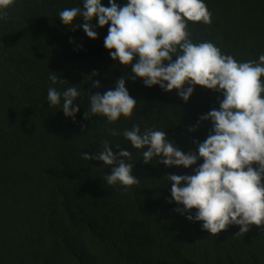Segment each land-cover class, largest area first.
<instances>
[{"label": "trees", "instance_id": "16d2710c", "mask_svg": "<svg viewBox=\"0 0 264 264\" xmlns=\"http://www.w3.org/2000/svg\"><path fill=\"white\" fill-rule=\"evenodd\" d=\"M101 2L109 6V0ZM204 2L212 22L189 21L191 41L212 42L237 62H258L264 52V0ZM83 3L14 0L7 18L0 19V264H264V225L237 235L240 226L232 224L212 235L203 221L177 211L184 206L172 200L166 175H193L203 158L187 168L166 166L159 157L144 163L147 146L136 149L123 135L134 124L141 133L152 130L145 118L165 115L178 125L162 126L167 138L198 155L195 141L204 142L213 127L200 117L219 109L222 92L196 85L185 102L177 89L127 79L134 75L131 65L113 60L114 49L104 46L109 25L99 27L93 18L98 36L92 39L79 27L82 17L71 25L60 20L62 10ZM116 3L122 7L127 0ZM53 74L55 84L49 79ZM121 77L137 101L132 116L109 122L92 114L89 96L115 90ZM93 81L101 86L93 87ZM49 87L61 93L77 88L80 111L74 119L65 116L63 97L60 105L50 106ZM104 141L114 153L132 152L128 162L139 183L127 190L109 185L104 177L112 166L82 158L83 152L103 151Z\"/></svg>", "mask_w": 264, "mask_h": 264}, {"label": "clouds", "instance_id": "9594fccd", "mask_svg": "<svg viewBox=\"0 0 264 264\" xmlns=\"http://www.w3.org/2000/svg\"><path fill=\"white\" fill-rule=\"evenodd\" d=\"M13 3L14 0H0V19L7 18V9ZM59 16L65 25L82 17L79 27L92 39L98 36L93 30L97 25L91 23L93 18L98 19L99 27L109 25L104 46L114 49L110 51L113 60L131 65L134 75L127 79L140 77L148 87L177 89L185 102L196 85L222 92L219 109L213 108L200 117L201 121L211 120L213 127L204 142L195 141L198 155L176 147L165 131L147 129L141 133L140 126L134 124L123 135L136 149L147 146L144 163L159 157L166 166L187 168L203 158L193 175L166 176L172 182V200L184 206L177 211L188 212L189 220L203 221L202 228L208 233L216 235L235 224L240 226L236 234L243 235L253 224L264 225V54L258 62H237L212 42L193 43L188 22H212L204 0H127L122 7L116 0H109V6L101 0H84L83 8H66ZM49 79L55 84L58 77L53 74ZM125 81V77L118 78L115 90L90 95L91 113L102 114L109 122L121 115L131 117L137 101L130 96ZM100 86L99 81H93V87ZM78 96L75 87L63 93L49 87L47 92L50 106L60 105L63 97L62 110L73 119L80 111L74 105ZM197 127L199 123L188 130ZM110 134L118 135L115 130ZM81 156L112 166L111 173L104 177L109 185L119 183L127 190L139 183L128 162L133 158L130 151L114 153L109 142L104 141L103 151L96 155L83 152ZM194 208L197 211L192 215L190 210Z\"/></svg>", "mask_w": 264, "mask_h": 264}, {"label": "bare ground", "instance_id": "6f19581e", "mask_svg": "<svg viewBox=\"0 0 264 264\" xmlns=\"http://www.w3.org/2000/svg\"><path fill=\"white\" fill-rule=\"evenodd\" d=\"M206 39H212V37H205ZM199 43V42H198ZM262 54H264V52L263 53H261V55ZM258 60H259V58H258ZM78 103L77 102H75L74 101V105H77ZM146 119V121L148 122V123H151V124H153V126H151L152 127V130H160V131H163V130H165V129H161L162 128V126H164V125H167V124H171L172 125V128H177V123L172 119V118H170V117H166L165 115L164 116H161V117H159V120H152L150 117H146L145 118ZM71 129V126H67L66 128H65V130L66 131H69ZM172 135H174V136H177V134L176 133H173ZM174 144H177V143H175V142H173Z\"/></svg>", "mask_w": 264, "mask_h": 264}]
</instances>
